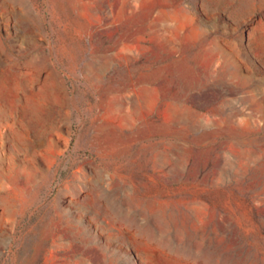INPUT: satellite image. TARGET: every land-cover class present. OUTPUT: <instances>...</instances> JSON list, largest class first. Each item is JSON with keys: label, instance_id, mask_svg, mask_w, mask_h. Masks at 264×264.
Returning a JSON list of instances; mask_svg holds the SVG:
<instances>
[{"label": "rangeland", "instance_id": "374dc122", "mask_svg": "<svg viewBox=\"0 0 264 264\" xmlns=\"http://www.w3.org/2000/svg\"><path fill=\"white\" fill-rule=\"evenodd\" d=\"M0 264H264V0H0Z\"/></svg>", "mask_w": 264, "mask_h": 264}]
</instances>
